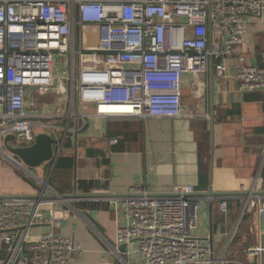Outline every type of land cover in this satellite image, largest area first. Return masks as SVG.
<instances>
[{"label": "built area", "instance_id": "obj_1", "mask_svg": "<svg viewBox=\"0 0 264 264\" xmlns=\"http://www.w3.org/2000/svg\"><path fill=\"white\" fill-rule=\"evenodd\" d=\"M250 17L264 18V0H0V152L10 134L9 145L28 147L49 133L58 162L93 117L193 115L184 112L183 75L203 76L211 65L219 80L237 79L240 90L264 88L263 66L245 54L235 71L228 63L246 40ZM88 29L97 34L93 45L86 43ZM46 95L56 100L42 102ZM47 186L0 197L2 264H70L82 254L72 235L59 233L56 205L67 198ZM262 190L256 177L240 198L241 216L264 212ZM120 199L129 222L117 228L113 251L122 260L118 247L126 244L135 246L140 264H227L197 234L202 201L192 185L168 195L136 187ZM228 199L220 202L224 214ZM37 225L51 228L34 235ZM246 253L264 264V244Z\"/></svg>", "mask_w": 264, "mask_h": 264}, {"label": "crops", "instance_id": "obj_2", "mask_svg": "<svg viewBox=\"0 0 264 264\" xmlns=\"http://www.w3.org/2000/svg\"><path fill=\"white\" fill-rule=\"evenodd\" d=\"M249 21L245 42L228 58L233 71L240 54L253 65L264 62V18ZM183 76L184 112L193 115L93 117L79 137L65 144V166L55 165L52 182L61 194L78 195L56 205L63 223L59 233L72 235L83 250L70 264H140L134 245L119 251L123 260L113 251L117 228L129 222L118 205L120 198L136 187L152 195H168L176 187L190 185L202 201L197 234L203 242L215 254H224L227 264H261L259 258H249L246 249L264 244V212L254 209L241 216L240 198L251 191L256 177L262 178L264 196V88L240 90L237 79L219 80L213 65L203 76L190 72ZM115 138L119 140L112 144ZM209 190L230 194L202 193ZM37 192L38 187L0 161V195ZM224 197L230 201L225 214L219 208ZM50 228L37 225L31 232L36 235ZM5 256L0 243V264Z\"/></svg>", "mask_w": 264, "mask_h": 264}, {"label": "water", "instance_id": "obj_3", "mask_svg": "<svg viewBox=\"0 0 264 264\" xmlns=\"http://www.w3.org/2000/svg\"><path fill=\"white\" fill-rule=\"evenodd\" d=\"M261 66L264 67V62L261 64ZM15 136L10 134L5 139V144H6V149L13 153L14 157L10 155L9 157L12 158L19 166L27 169V172L29 174V171L33 172L32 168H37L46 163L47 161H52V169L55 167L57 164V161L53 159L54 156V148L53 144L55 143V139L49 134V133H39L37 136V140L33 145H30L28 147H19V146H11L8 144V142L12 139H14ZM20 163V164H19ZM34 173V172H33ZM30 174L23 176V180L27 182L28 184L30 183L34 187H37L38 185L30 179ZM48 182V180H47ZM46 182V185H47ZM203 194L206 195H216V194H221V195H229V192L226 193H214L213 191H208V192H202ZM32 195V194H30ZM90 195V194H88ZM6 195H0V197H3ZM49 197H52V195H48ZM60 197L65 199V198H77L78 195L76 194H61ZM89 197V196H86ZM126 244H121L118 249L119 251H126Z\"/></svg>", "mask_w": 264, "mask_h": 264}, {"label": "rangeland", "instance_id": "obj_4", "mask_svg": "<svg viewBox=\"0 0 264 264\" xmlns=\"http://www.w3.org/2000/svg\"><path fill=\"white\" fill-rule=\"evenodd\" d=\"M96 36L97 34L92 31V29H88L86 31V38H87V42L89 45H93L96 42ZM65 57L61 56V58L58 59V73H61L62 71V66L63 64L66 62L65 61ZM68 65L65 64L64 68H66ZM56 100V97H54L53 95H46L45 98L41 97V101L45 102H51L53 103ZM12 155L13 153L9 152L8 150H2V152H0V161H2L3 163L7 164V167L9 169H13L16 171L17 175H19L21 178H23V176L27 175L26 170L23 169L21 166H19L12 158H10L9 156ZM52 167V163L50 161H47L46 163H44L43 165H41L40 167L37 168H32L34 173L37 174L38 177H35L33 174H31L29 177L30 179H32L39 187L41 188H48L47 186H44V183H42L41 180H43L45 183L47 182V184L53 188L57 187L52 183L53 180V174L55 171H53ZM58 191V190H57ZM59 192V191H58ZM60 193V192H59Z\"/></svg>", "mask_w": 264, "mask_h": 264}, {"label": "trees", "instance_id": "obj_5", "mask_svg": "<svg viewBox=\"0 0 264 264\" xmlns=\"http://www.w3.org/2000/svg\"><path fill=\"white\" fill-rule=\"evenodd\" d=\"M63 156L60 158V160L58 161L57 165H56V168H63L65 165L62 164L63 162ZM53 183V182H52ZM58 190V189H57ZM60 193H62L60 190H59Z\"/></svg>", "mask_w": 264, "mask_h": 264}, {"label": "bare ground", "instance_id": "obj_6", "mask_svg": "<svg viewBox=\"0 0 264 264\" xmlns=\"http://www.w3.org/2000/svg\"><path fill=\"white\" fill-rule=\"evenodd\" d=\"M44 185L46 186V183L44 182Z\"/></svg>", "mask_w": 264, "mask_h": 264}]
</instances>
